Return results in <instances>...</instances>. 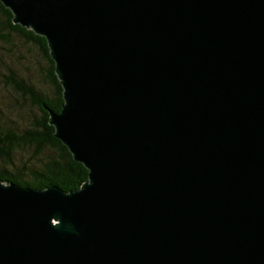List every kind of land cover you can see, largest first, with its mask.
Listing matches in <instances>:
<instances>
[{
	"label": "water",
	"instance_id": "1",
	"mask_svg": "<svg viewBox=\"0 0 264 264\" xmlns=\"http://www.w3.org/2000/svg\"><path fill=\"white\" fill-rule=\"evenodd\" d=\"M47 38L75 191L0 179V264H264V0H0Z\"/></svg>",
	"mask_w": 264,
	"mask_h": 264
},
{
	"label": "trees",
	"instance_id": "2",
	"mask_svg": "<svg viewBox=\"0 0 264 264\" xmlns=\"http://www.w3.org/2000/svg\"><path fill=\"white\" fill-rule=\"evenodd\" d=\"M1 11L6 16L2 33L7 31L10 36L18 33L27 42L38 45L44 53L51 64L47 76L55 94L26 84L14 71L9 74L11 85L22 97L29 95L31 106L37 108L40 114L33 112L31 125L23 129L19 128V116L14 119L6 112L0 114V160L3 166L0 168V179L38 189L58 185L67 192L78 190L89 180V169L75 160L70 149L56 136V128L50 122L49 109L60 112L65 99L48 40L31 29L15 24L13 12L0 1ZM19 155L22 159H18Z\"/></svg>",
	"mask_w": 264,
	"mask_h": 264
},
{
	"label": "rangeland",
	"instance_id": "3",
	"mask_svg": "<svg viewBox=\"0 0 264 264\" xmlns=\"http://www.w3.org/2000/svg\"><path fill=\"white\" fill-rule=\"evenodd\" d=\"M3 23H6V16L3 11L0 13V114L8 113L11 118L20 117L19 128L29 127L32 121L33 112L37 108L31 106L32 101L29 95L22 97L13 87L8 79L12 71L17 73L18 78L26 84L34 86L39 91L48 94H55L54 86L48 80L47 72L51 64L45 58L44 53L38 45L29 43L18 33L8 35L2 33ZM40 114V113H39ZM18 159H22L19 155ZM0 160V168H2Z\"/></svg>",
	"mask_w": 264,
	"mask_h": 264
}]
</instances>
